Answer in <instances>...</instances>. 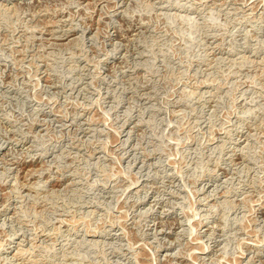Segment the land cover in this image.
Listing matches in <instances>:
<instances>
[{
  "label": "rangeland",
  "instance_id": "obj_1",
  "mask_svg": "<svg viewBox=\"0 0 264 264\" xmlns=\"http://www.w3.org/2000/svg\"><path fill=\"white\" fill-rule=\"evenodd\" d=\"M0 264H264V0H0Z\"/></svg>",
  "mask_w": 264,
  "mask_h": 264
}]
</instances>
